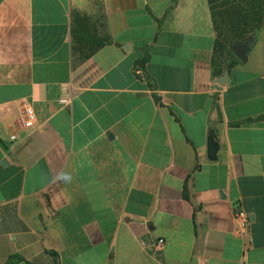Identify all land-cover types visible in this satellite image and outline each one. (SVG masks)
<instances>
[{
  "label": "crops",
  "instance_id": "0c3cea01",
  "mask_svg": "<svg viewBox=\"0 0 264 264\" xmlns=\"http://www.w3.org/2000/svg\"><path fill=\"white\" fill-rule=\"evenodd\" d=\"M263 29L216 86L207 0H0V264H264Z\"/></svg>",
  "mask_w": 264,
  "mask_h": 264
},
{
  "label": "trees",
  "instance_id": "16d2710c",
  "mask_svg": "<svg viewBox=\"0 0 264 264\" xmlns=\"http://www.w3.org/2000/svg\"><path fill=\"white\" fill-rule=\"evenodd\" d=\"M214 29L216 31L217 60L228 57L226 68H230L238 58L230 46L252 37L250 46L255 41L256 33L264 26V0H207ZM72 50L82 56H89L109 41L107 35L97 34L90 18L84 13H71ZM144 57L139 63L144 62Z\"/></svg>",
  "mask_w": 264,
  "mask_h": 264
},
{
  "label": "built area",
  "instance_id": "2783aa9c",
  "mask_svg": "<svg viewBox=\"0 0 264 264\" xmlns=\"http://www.w3.org/2000/svg\"><path fill=\"white\" fill-rule=\"evenodd\" d=\"M60 103L63 106H68L70 104V96L63 95L60 98ZM22 125L25 128H33L36 123V115L34 113V110L30 104H25L22 110V119H21ZM14 136H12L13 138ZM233 217L236 222V229L235 232L238 235L243 236L245 244L248 243L249 239H247V227H248V215L245 213V211L240 206H235L233 209ZM164 243V240L162 238L157 239L154 242V245L156 247L161 246Z\"/></svg>",
  "mask_w": 264,
  "mask_h": 264
},
{
  "label": "water",
  "instance_id": "95a60500",
  "mask_svg": "<svg viewBox=\"0 0 264 264\" xmlns=\"http://www.w3.org/2000/svg\"><path fill=\"white\" fill-rule=\"evenodd\" d=\"M252 41V37L248 39L236 42L230 46V50L232 53L242 62L247 60V52L250 49V42ZM228 79V69H225L223 74L214 80V84L216 86H223ZM217 152V145L214 141L212 133H210L207 137V157L209 159H215Z\"/></svg>",
  "mask_w": 264,
  "mask_h": 264
},
{
  "label": "rangeland",
  "instance_id": "374dc122",
  "mask_svg": "<svg viewBox=\"0 0 264 264\" xmlns=\"http://www.w3.org/2000/svg\"><path fill=\"white\" fill-rule=\"evenodd\" d=\"M262 32H263V34H264V29H263V31H262Z\"/></svg>",
  "mask_w": 264,
  "mask_h": 264
}]
</instances>
